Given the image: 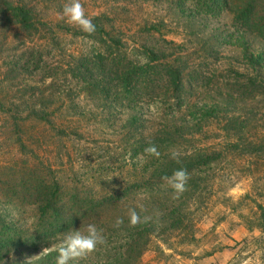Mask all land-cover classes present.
<instances>
[{"label": "rangeland", "instance_id": "obj_1", "mask_svg": "<svg viewBox=\"0 0 264 264\" xmlns=\"http://www.w3.org/2000/svg\"><path fill=\"white\" fill-rule=\"evenodd\" d=\"M37 1L54 9L51 12L54 17L65 18L62 11L68 0ZM80 2L88 17L107 14L110 23L115 25L114 34L123 39L125 47L123 52L114 53V59L124 56L126 60L138 61L140 65L144 63V69L138 64L133 67L136 72L142 73L141 96L134 97L132 92L123 93L120 89L114 91L115 94L118 92L119 97L130 98V103L134 100L141 102L143 110L144 103L147 108L151 106L153 122H168V117H173L172 113H175L174 121L179 120V134L184 137L189 134L188 139L178 135L182 142L178 146V153L184 155L185 151L203 147L202 152L210 158L218 159L209 176L204 178L209 188L196 196L200 203H193L189 217L192 228L153 237L154 242L144 253L140 264H264V229L259 230L260 226L264 227V220H259L264 211V93L259 94L255 86L250 84L248 87L247 84L250 76L255 79L256 73H259L264 77V72L254 69L245 58L244 49L240 47L243 41L239 38L245 34L239 19L221 4L206 5L198 3V0ZM4 24L6 22L0 13V106L9 91L10 102H7L6 107L14 106L11 103L20 105L29 102L41 105L46 113L53 114L55 118L79 119L73 115L75 110L67 108V105L74 103L78 107L83 106L85 111V118L82 119L84 129L93 131L95 124L106 118L108 112L91 113L99 104L98 100L84 95L68 98L63 88L58 84L52 85V78L68 77L70 88L82 75L79 71L70 70L67 65L77 61L87 64L80 57L91 52L95 44L101 43L94 42L90 34L86 37L63 35L52 43L45 40L32 41L26 36L17 35L18 30L14 28L6 33ZM248 38L256 47H261L254 36L246 35L242 39ZM102 39L103 36H99L98 40ZM24 48H31L28 60L31 64L27 61L29 54L21 59ZM140 51L144 54H138ZM10 53L13 57L9 56ZM47 60L58 65L49 73L44 69ZM171 64L180 68L192 85L187 86V95L181 98L183 103H195L196 106L191 110L183 108L180 111L177 105H173L177 100H169L165 96L167 88H171L169 81L173 78ZM108 87L113 89L112 86ZM214 89L222 90L225 94H237L234 104L239 108L230 106L226 109H230L238 118V121L233 119L231 122V125L238 127V131L230 132L225 122L212 126L205 117L202 107L205 103H212ZM129 102L125 108L120 105L112 108L107 106L111 108L109 111L114 116L113 121L123 117L121 113H129L126 110ZM156 105L161 107L160 112L156 113ZM12 113L14 111L10 114L0 110L2 180H16L20 177L35 180L39 173L30 164L24 169H16L12 165L14 172L11 174L1 164L11 163V158L15 156L21 160L26 159V155L38 162V158L43 157L38 153L42 151H45L54 167L52 170L47 169L50 174L64 176V194L67 198L83 197L79 189H82L84 181L105 183L108 177L113 180L111 182L115 188L120 187L122 181L129 180L125 173L120 179H115L113 173L108 175L106 168L99 165L105 155L111 160H118L115 155L127 145V139L116 138L115 130H107V135L99 139L100 143L96 145L89 142L88 145L93 148L88 153H81L77 147L78 142L73 140L48 139L34 154L33 144L21 147L15 142L9 122ZM95 138L96 135L90 141H95ZM100 144L108 146L110 151L102 150ZM183 161L181 165L186 163ZM119 162L121 166L118 167L125 168L128 161L121 158ZM4 173L6 177L2 176ZM186 198L188 196L185 195L180 200ZM120 199L124 201L130 197ZM126 210L124 207L111 211L120 214Z\"/></svg>", "mask_w": 264, "mask_h": 264}, {"label": "trees", "instance_id": "obj_2", "mask_svg": "<svg viewBox=\"0 0 264 264\" xmlns=\"http://www.w3.org/2000/svg\"><path fill=\"white\" fill-rule=\"evenodd\" d=\"M198 3L221 4L239 19L245 34L239 36L243 41L240 47L244 49L245 58L250 61L254 69L263 73L264 0H198ZM53 10L37 0H0V13L6 22L4 24L6 33L14 28L18 30L17 35L26 36L32 41L45 40L51 43L63 35L75 37L88 35L78 25L66 23L65 18L54 17L51 13ZM89 18L96 27L95 32L90 36L94 42L101 45L95 44L91 52L80 57V60L87 61V64L77 61L75 64L67 65L70 70L79 71L82 75L70 88H68L69 79L64 76H57L54 80L52 78V85L58 84L63 88L68 98L73 95L79 97L84 95L98 100L99 104L91 110V113H101L106 110L107 117L97 122L92 128L93 131H88L84 129L82 121L85 118L83 106L78 107L74 103L67 105L68 109L75 110L73 115L79 119H58L53 114L46 113V109L41 105L34 103L23 102L20 105L11 103L14 106L6 107L7 102H10L9 91L1 100L0 110L10 114L14 111L9 122L15 142L21 147L33 144L34 154L48 139L73 140L78 142V145L73 143L80 148L81 153H88L93 148L92 145H88L89 142L96 145L100 143L99 139L107 135V130H115L116 138L127 139L125 149L115 155L119 161L121 158L127 159L126 167H118L121 166L120 162L111 160L106 155L99 165L101 168H106L108 175L113 173L115 179H120L125 173L129 176V180L126 181L127 183L122 181L120 187L115 188L111 182L113 180L108 177L105 183L84 181L81 185L82 189H79L84 196L67 198L64 194L66 183L64 176L50 174L47 169L52 170L54 167L50 164L51 159L46 157L45 151L38 153L43 156L42 158L36 155L38 162L33 161L30 155H26L24 161L15 156L11 158V163L1 164L10 174L14 172L12 165L16 169H24L30 164L39 176L35 180L25 177L16 180L0 178L2 183L0 184V264H25L26 259L33 256L36 257L32 260V264H56L58 252L55 247L63 239L64 234L72 229L86 232L89 224H94L102 232L106 243L98 245L92 253L69 264H140L144 253L154 242L153 237L192 228L189 217L193 203L197 205L199 201L196 196L209 188L204 178L209 176L218 159L210 158L202 152L203 147L185 151L184 155L179 153V163L172 159L171 153L173 151L178 153V146L180 147L182 143L178 135L184 137L179 134V120L174 121L175 113H172L173 117H168V122L163 120L159 123L153 122L151 106L147 108L144 103L143 110L141 102L134 100L130 103V98L119 97L118 92L115 94L114 91L120 89L123 93L132 92L135 94L134 97H138L142 86L140 81L142 73L139 74L133 68L134 64L137 66L138 61L135 63L132 59L126 60L124 56L114 59V53L123 52L125 44L121 37L114 34L115 25L110 23L107 14L89 16ZM246 35L254 36L261 43V47L258 48L251 43L250 38L242 39ZM99 36H103V39L98 40ZM30 49H23L21 59L29 54L27 61L29 60ZM138 54L144 53L140 51ZM9 56L13 57V54L10 53ZM28 63L31 64V61ZM44 63V69L48 73L58 67L50 60ZM139 67L144 69V63ZM171 71L173 76L169 81L171 88H167L165 96L169 100L171 98L177 100L173 105H177L180 111L183 108L191 110L196 106L195 103H183L181 98L187 95L185 91L187 86L192 85L186 80L180 68L171 64ZM247 84L248 87L250 84L255 86L259 94L264 93V77L259 73H256L255 79L250 76ZM108 86H112L113 89ZM213 92L212 103H205L203 109L201 108L208 122H211L212 126L225 122L230 132L238 131V127L231 125L232 120L238 121V118L230 109H226L236 106L234 101L237 99V94H225L219 89H214ZM127 102L129 103L126 110L129 113L126 115L121 113L123 117L113 121L114 116L109 110L114 105L124 107ZM107 106L111 108L108 109ZM154 108L156 113L161 111L159 105ZM20 116L24 117L20 118ZM94 135H96L95 141H90ZM188 135L184 138L188 139ZM149 143H154L158 147L161 153L159 158L144 153ZM100 145L102 150L110 151L108 146ZM211 156L215 157L213 154ZM183 159L186 163L181 165ZM181 167L188 170L190 179L187 190L178 199H173V190L161 178L171 175L174 170ZM2 176L6 177V173ZM185 195L188 198L180 200ZM124 196H129L130 199L122 201L120 198ZM124 207L127 210L120 214L111 211ZM129 209H135L141 218L148 216L150 219L147 223L131 226ZM117 218L123 219V224L119 227L115 226ZM259 220H264V211ZM263 229L264 227L260 226L259 230ZM163 240L167 241V239ZM44 248H49L50 251L43 253Z\"/></svg>", "mask_w": 264, "mask_h": 264}, {"label": "clouds", "instance_id": "obj_3", "mask_svg": "<svg viewBox=\"0 0 264 264\" xmlns=\"http://www.w3.org/2000/svg\"><path fill=\"white\" fill-rule=\"evenodd\" d=\"M62 16L67 18L69 23L78 25L82 31L88 34H92L96 30L95 24L86 15L80 0H68L63 6ZM144 153L156 158H159L161 155L154 143H149L144 149ZM171 157L179 163V153L173 151ZM161 179L173 190V199H178L187 190L190 173L186 168L181 167L174 170L171 175H165ZM128 215L131 226H136L142 222L147 223L150 219L148 216L141 218L135 209H129ZM121 224H123V219L117 218L115 226L119 227ZM105 243L106 240L102 232L94 224H89L86 232H81L79 229L69 230L55 247V250L58 252L56 264H69V261L83 258L95 251L98 245ZM48 251H50L49 248H44L42 252L47 253ZM35 257L27 258L25 264H32V260Z\"/></svg>", "mask_w": 264, "mask_h": 264}]
</instances>
